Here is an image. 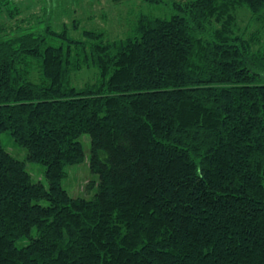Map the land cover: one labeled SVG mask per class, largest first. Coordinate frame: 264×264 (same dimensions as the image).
<instances>
[{
    "label": "trees",
    "instance_id": "16d2710c",
    "mask_svg": "<svg viewBox=\"0 0 264 264\" xmlns=\"http://www.w3.org/2000/svg\"><path fill=\"white\" fill-rule=\"evenodd\" d=\"M171 6L109 40L12 27L21 1L0 0V134L27 151L0 139V264H264V43L237 25L242 7L264 22V0ZM83 133L91 198L61 185Z\"/></svg>",
    "mask_w": 264,
    "mask_h": 264
},
{
    "label": "rangeland",
    "instance_id": "374dc122",
    "mask_svg": "<svg viewBox=\"0 0 264 264\" xmlns=\"http://www.w3.org/2000/svg\"><path fill=\"white\" fill-rule=\"evenodd\" d=\"M22 12L17 18L6 21L12 27L16 23L22 27L33 26L42 29L48 23L52 29L61 30L62 23L68 26L69 34L72 37H81L82 30H100L104 33L105 39L113 40L133 34L137 19L143 15L158 17H170L172 13L171 1L183 0H20ZM251 13L246 7L238 11L239 29L253 32L260 29L261 40L264 43V22L250 20ZM79 21L78 28L72 27V20ZM2 18H0V21ZM252 21V22H251ZM7 25V24H6ZM259 34V32H258ZM96 69L93 67L83 68L72 74V83L84 84L94 79ZM2 145L14 157L25 160L26 149L20 146L7 131L0 134ZM82 143L85 157L82 162L65 165L66 175L61 179L62 187L69 195L74 197L91 198L98 190V174L93 172L89 165L90 136L83 133L79 136ZM26 167L34 182L41 181L47 185L44 175V164L26 160ZM40 203L46 204L42 199ZM26 240V239H25ZM25 240H17L16 245L20 246Z\"/></svg>",
    "mask_w": 264,
    "mask_h": 264
}]
</instances>
